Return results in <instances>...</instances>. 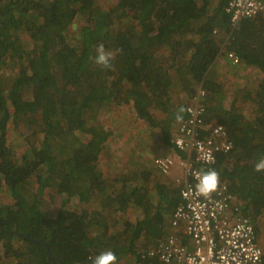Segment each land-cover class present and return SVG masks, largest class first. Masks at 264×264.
Wrapping results in <instances>:
<instances>
[{"label":"trees","instance_id":"obj_1","mask_svg":"<svg viewBox=\"0 0 264 264\" xmlns=\"http://www.w3.org/2000/svg\"><path fill=\"white\" fill-rule=\"evenodd\" d=\"M227 3L118 0L105 7L99 0H0V264H92L108 250L117 257L132 252L126 257L133 264H162L149 249L169 233L167 220L180 202V188L143 160L130 174L118 168V175L106 176L99 161L109 132L100 120L90 123L86 113L132 102L138 117L153 128L161 125L164 145L186 155L172 136L175 113L183 107L185 118L190 100L173 101L172 86L182 84L191 98L200 86L208 91L203 117L210 123L217 115L212 101L222 90L225 95L217 61L234 53L239 72L255 66L264 73V11L233 25ZM77 19L84 24L79 42H73L66 31ZM100 44L113 54L110 70L94 62ZM8 64L16 67L11 82L4 72ZM248 80H235L234 89L250 85L245 98L255 107L252 115L240 112L236 98L230 106L217 105V122L233 145L203 169H215L229 182L242 198V213L255 222L264 211V171H255L264 157V77ZM154 110L165 117L157 120ZM11 120L37 126L38 143L14 150ZM47 189L78 196L83 207L63 206L50 216L43 206ZM2 192L14 202L3 201ZM130 207L143 216L120 227L119 217L111 222L109 211ZM141 239L149 240L144 250Z\"/></svg>","mask_w":264,"mask_h":264},{"label":"built area","instance_id":"obj_2","mask_svg":"<svg viewBox=\"0 0 264 264\" xmlns=\"http://www.w3.org/2000/svg\"><path fill=\"white\" fill-rule=\"evenodd\" d=\"M233 25L264 11V0H228L225 8ZM228 56L237 64L234 53ZM206 90L200 86L186 103L187 116L175 125L172 142L178 150L154 157L163 174L177 172L180 202L170 221L169 233L156 241L149 255L162 264H261L264 249L254 221L242 213V201L230 191L229 182L220 185L210 197L196 190L195 174L217 162L218 152L232 149L225 127L217 120L205 123ZM199 130L207 131L200 136Z\"/></svg>","mask_w":264,"mask_h":264},{"label":"rangeland","instance_id":"obj_3","mask_svg":"<svg viewBox=\"0 0 264 264\" xmlns=\"http://www.w3.org/2000/svg\"><path fill=\"white\" fill-rule=\"evenodd\" d=\"M99 1L104 3L105 7H112L116 4L118 0ZM83 24L84 22L82 20L77 19V21L72 24L70 29L66 31V36L70 41L79 42V37L77 36V34H79V29ZM29 47L32 48L31 42L29 43ZM162 49L164 53H169L170 51L169 45L163 46ZM214 66L221 67V71L223 72V76L219 77L218 80L224 87L225 95L223 96L222 90L218 95H216L215 100L212 101L213 106L217 111L215 115H217L211 122L213 123V121L217 120L216 118L218 117V114H220V108H217V105L222 104L225 107L230 106V102L234 98H236L237 105L240 106V112L246 114L247 117H250L255 108L253 103L251 102V98H245L246 89L250 85L247 84L243 87L241 86L242 90L240 89L241 91H239L234 89V81H241V84L245 80H247V78L249 80L257 81L260 78L264 77V73L255 66H242L243 72H239L241 66H237L236 63H234L233 60L226 55L224 56L222 62L217 61ZM4 68H7L4 72L7 77H11L9 79L11 82L12 77L16 75V67H14L12 64H8ZM237 91L239 92L237 93ZM236 94H238L239 96H237ZM188 97L189 100L192 99L187 93V91L183 89L182 84H174L172 86L171 98L173 101L177 100L178 102H181L186 98L188 99ZM184 103L186 102L184 101ZM154 113L156 115L157 120L165 117V115L159 110H154ZM86 116L90 118L89 122L92 124L100 120L102 125L109 132V137L105 142V148L100 155L99 161L100 168L105 172L106 176L118 175V168L125 170L130 174L131 170H135L136 164L139 163L140 160H143L147 162V165H149L150 163V166L158 171L162 179L173 184L174 186H179L175 178L178 173H161L160 170L155 166L153 159L159 154L166 155L169 153H173L174 148H169L168 145H164L161 142V125H159L157 128H153L151 127L149 122L138 117L132 102L128 104H106L105 109L101 113L96 114L94 112L87 111ZM9 126L10 127L8 132V140L10 141V145L13 147L14 150H27L29 147L27 143H38L33 133V127L36 129L37 126L29 125L28 123H26V121L20 120H11ZM138 157L141 158L137 159ZM30 186L32 188H36L34 179H32ZM43 197V206L50 216H55L58 213V210L63 206L76 210L83 207V203L80 202L78 196H72L65 193L60 194L56 190L47 189ZM238 198L242 201L241 197ZM1 199L6 202H14V198L11 195H8V193L6 192L1 193ZM93 207L99 209L98 203H94ZM108 216L112 218L111 222H113L114 220H116V218L119 217L120 220H118L116 226L120 227L123 221H125L126 219L135 221L136 219L141 218L143 216V212L137 207H130L127 212L123 213H113L112 211H109ZM254 220V223L257 225L258 229L259 242L264 247V211L260 215L256 216ZM167 221H170V219H168ZM112 227L113 230L116 231L117 227ZM148 242V239H141L138 241V244L144 250L145 243ZM131 253L132 252L129 253L127 251L126 253L120 254L117 257L118 264H133L134 258L132 259L126 257Z\"/></svg>","mask_w":264,"mask_h":264},{"label":"clouds","instance_id":"obj_4","mask_svg":"<svg viewBox=\"0 0 264 264\" xmlns=\"http://www.w3.org/2000/svg\"><path fill=\"white\" fill-rule=\"evenodd\" d=\"M97 55L93 58L95 64L101 66L104 69H111L112 64L111 61L114 59L113 54L107 52L104 48L103 44L98 45L97 47ZM185 109L183 107L179 108L175 113V119L177 122L183 120V113ZM255 171L262 172L264 171V157H262L256 164H255ZM197 184L196 190L197 192L204 196L210 197L212 193L216 192L220 185V174L215 169H208V170H200L198 173L195 174ZM92 264H118V259L116 254L111 251H104L94 257L92 259Z\"/></svg>","mask_w":264,"mask_h":264},{"label":"water","instance_id":"obj_5","mask_svg":"<svg viewBox=\"0 0 264 264\" xmlns=\"http://www.w3.org/2000/svg\"><path fill=\"white\" fill-rule=\"evenodd\" d=\"M26 237H27V236H26ZM28 238H30V239H32V240H35V241H40V240H37V239L31 238V237H28ZM40 242H41V241H40ZM50 255H51V254H50ZM51 258H52V261L54 262L52 255H51ZM54 264H55V262H54Z\"/></svg>","mask_w":264,"mask_h":264},{"label":"crops","instance_id":"obj_6","mask_svg":"<svg viewBox=\"0 0 264 264\" xmlns=\"http://www.w3.org/2000/svg\"><path fill=\"white\" fill-rule=\"evenodd\" d=\"M221 177V176H220Z\"/></svg>","mask_w":264,"mask_h":264},{"label":"flooded vegetation","instance_id":"obj_7","mask_svg":"<svg viewBox=\"0 0 264 264\" xmlns=\"http://www.w3.org/2000/svg\"><path fill=\"white\" fill-rule=\"evenodd\" d=\"M159 261V260H158Z\"/></svg>","mask_w":264,"mask_h":264}]
</instances>
